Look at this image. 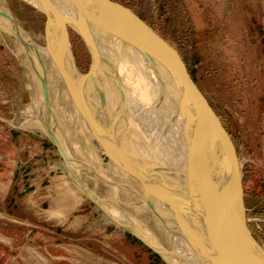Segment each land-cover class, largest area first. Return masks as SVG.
Wrapping results in <instances>:
<instances>
[{
	"label": "rangeland",
	"instance_id": "1",
	"mask_svg": "<svg viewBox=\"0 0 264 264\" xmlns=\"http://www.w3.org/2000/svg\"><path fill=\"white\" fill-rule=\"evenodd\" d=\"M111 1L177 56L218 119L236 160L247 227L264 249V0ZM27 6L20 0H0V20H7V25L0 22V219L4 203H9L10 215L37 227L10 225L0 227V232L16 240L25 233L33 242L45 241L46 246L37 247L43 254L50 251L51 240H58L51 248L67 257L66 264H167L142 239L116 224L109 212L118 205L156 236L171 264H182L186 258L180 236L154 207L171 219L179 185L148 166L134 164L130 156L126 158L136 166L122 161L127 174L116 173L114 158L125 157L95 139L81 110L80 83L69 76L71 96L47 49L52 32L45 29L40 13ZM15 27L30 43L29 50ZM69 45L74 67L86 73L89 54L71 31ZM59 54L66 64L65 52ZM35 60L45 78L34 75ZM38 122L49 123L58 133L64 162L54 139ZM95 131L103 140V132ZM64 151L76 160L79 175L74 173V178L85 184L108 216L75 184L73 163ZM137 170L148 182L157 178L161 200L134 175ZM101 174L117 183L116 197Z\"/></svg>",
	"mask_w": 264,
	"mask_h": 264
},
{
	"label": "water",
	"instance_id": "2",
	"mask_svg": "<svg viewBox=\"0 0 264 264\" xmlns=\"http://www.w3.org/2000/svg\"><path fill=\"white\" fill-rule=\"evenodd\" d=\"M20 1L44 17L45 29L52 32L47 49L53 54L71 96L73 87L67 70L61 66L59 52L68 54L73 72L83 78L94 69L97 52L91 43L95 34L118 39L134 48L159 74L167 92H171L174 110L182 122L187 158L182 186L175 184L177 196L170 222L196 259L182 260V264H264V249L246 224L232 147L177 56L143 23L111 0ZM69 31L80 38L89 54L90 66L84 74L73 65ZM52 142L64 162L59 143ZM122 161L133 168L127 159ZM134 175L153 189L154 198L161 200L157 178L151 183L139 170ZM85 191L90 197L84 195L106 214L103 206L92 199L93 193ZM147 204L152 209L150 202ZM143 243L162 257L158 250Z\"/></svg>",
	"mask_w": 264,
	"mask_h": 264
},
{
	"label": "bare ground",
	"instance_id": "3",
	"mask_svg": "<svg viewBox=\"0 0 264 264\" xmlns=\"http://www.w3.org/2000/svg\"><path fill=\"white\" fill-rule=\"evenodd\" d=\"M1 23L0 26H2ZM3 23L7 25V20ZM3 27H5L4 30L8 28L4 25ZM15 32L29 50L30 43L20 35L16 27ZM94 38L91 46L97 52V57L93 59L94 69L88 75L82 78L75 71L73 72L72 62L66 52L64 56L66 64L61 63V65L64 70H67L69 76L81 85V110L96 134L95 139L103 148L117 150L119 158L124 156L127 159L126 157L130 156L134 164L148 166L182 186L186 170L187 148L181 118L179 113L174 110L171 92L169 90L167 92L166 84L162 78L134 48L109 36L95 34ZM20 40L18 41L20 42ZM29 53L34 59L31 52ZM52 60L56 62L53 58ZM37 74L39 77L44 76L45 78L44 71L39 66V62L35 60L34 75L37 76ZM72 96H74L73 91ZM41 123L40 127L61 145L62 141L59 140V135L56 134L54 128L49 123ZM94 127L103 132V140L96 133ZM64 153L66 154L65 151ZM106 155L110 157L109 154L106 153ZM66 156L73 163L70 167L73 176L78 171L76 160L68 154ZM117 158H114L116 173L125 176L127 174L126 166L124 167L121 163L122 160ZM127 160L131 162L129 159ZM134 164L133 166H136ZM100 167L106 168L103 164ZM87 168L90 167L87 166ZM100 176L111 183L116 197L117 183L108 178L109 176L104 174ZM73 180L78 188L87 194L85 184L81 180L78 181L75 178ZM117 206L115 205L109 212L115 218L114 220L156 250L158 249L166 262L171 264L156 236L145 225L131 218ZM154 207L173 231H176L169 220V215L163 213L162 208L156 205ZM105 212L107 213L106 210ZM180 239L186 260L195 261L196 259L181 236Z\"/></svg>",
	"mask_w": 264,
	"mask_h": 264
},
{
	"label": "crops",
	"instance_id": "4",
	"mask_svg": "<svg viewBox=\"0 0 264 264\" xmlns=\"http://www.w3.org/2000/svg\"><path fill=\"white\" fill-rule=\"evenodd\" d=\"M8 191V190H7ZM10 205L9 203H4L2 212L4 215L0 219V227H9L10 225L23 226L29 225L30 227L36 228L34 224L27 223L25 219L17 217L16 215H10ZM30 231H34L33 229ZM26 237L24 233L23 238L16 240L12 238L9 234H4L3 231L0 232V264H66L67 257L63 255L56 248L58 240H54L50 243V251L43 254L41 250H38L37 247H44L46 245L45 241L39 240L38 242H33ZM28 241L32 243L29 244ZM54 242V244H53ZM40 244L41 246H37ZM53 245V246H52ZM47 248V247H45ZM47 259V260H46Z\"/></svg>",
	"mask_w": 264,
	"mask_h": 264
},
{
	"label": "trees",
	"instance_id": "5",
	"mask_svg": "<svg viewBox=\"0 0 264 264\" xmlns=\"http://www.w3.org/2000/svg\"><path fill=\"white\" fill-rule=\"evenodd\" d=\"M27 7H29V6H27ZM30 9H32V8H30ZM33 10V9H32ZM41 17H43L41 14H39ZM44 18V17H43ZM191 81L193 82V80L191 79ZM193 84H194V86H195V83L193 82Z\"/></svg>",
	"mask_w": 264,
	"mask_h": 264
}]
</instances>
